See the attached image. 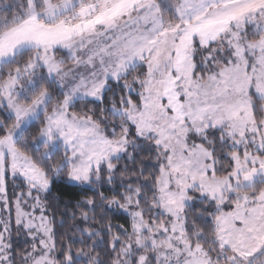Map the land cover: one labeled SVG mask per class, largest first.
<instances>
[{
  "label": "snow or ice",
  "instance_id": "snow-or-ice-1",
  "mask_svg": "<svg viewBox=\"0 0 264 264\" xmlns=\"http://www.w3.org/2000/svg\"><path fill=\"white\" fill-rule=\"evenodd\" d=\"M0 264H264V0H0Z\"/></svg>",
  "mask_w": 264,
  "mask_h": 264
},
{
  "label": "trees",
  "instance_id": "trees-1",
  "mask_svg": "<svg viewBox=\"0 0 264 264\" xmlns=\"http://www.w3.org/2000/svg\"><path fill=\"white\" fill-rule=\"evenodd\" d=\"M78 189L63 183H57L54 185L51 193L50 199L54 205L57 206L60 212L65 210V206H68L69 213L72 211L71 206L76 202L78 199L76 193ZM71 224V221L68 222Z\"/></svg>",
  "mask_w": 264,
  "mask_h": 264
}]
</instances>
